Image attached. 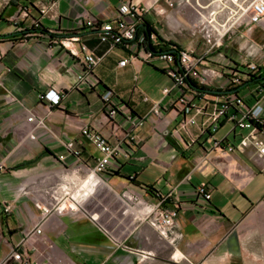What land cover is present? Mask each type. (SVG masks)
Wrapping results in <instances>:
<instances>
[{
    "label": "crops",
    "instance_id": "crops-1",
    "mask_svg": "<svg viewBox=\"0 0 264 264\" xmlns=\"http://www.w3.org/2000/svg\"><path fill=\"white\" fill-rule=\"evenodd\" d=\"M50 1L56 2L55 8L42 14L41 7ZM137 1L146 6L150 0ZM213 3L191 0L171 9L161 0L144 19L163 40L201 51L203 41L195 29ZM118 4V0H0V35L32 28L36 22L49 32L65 34L81 29L82 15L114 19ZM161 7L165 12H159ZM80 32L90 51L101 58L94 76L103 85L96 90L76 88L80 59L60 42L50 43L47 34L0 37V208H12L10 213L0 211V264H20L11 257L14 250L34 258L51 255L55 264H264V170L253 149L215 148L210 138L201 137L204 115L182 130L186 114L163 93L173 84L164 61L145 62L136 43L111 47L100 41L97 32ZM227 49L239 60L227 55ZM126 57H130L127 65L119 66ZM250 62L264 65V21L252 24L246 16L203 62L218 72L208 87L225 91L227 76L245 71ZM159 76L160 91L149 90L145 80ZM104 86L114 90L117 102L145 118L131 131L133 141L126 138L124 106L116 120L122 124L107 117L100 98ZM52 89L61 96L54 106L43 99ZM215 93L220 96L208 95L210 101L222 99V92ZM158 102L165 107L155 115L152 108ZM262 102L264 106V95ZM31 115L43 125L28 121ZM85 127L121 146L114 170L102 174L95 186L91 171L101 154L82 135ZM232 129L224 122L215 136L228 137L237 145V135L249 132ZM69 140L76 142L81 155L66 153ZM202 182L210 184V201L196 194ZM63 187L81 194L93 218L80 211L53 209ZM162 199L164 207L179 210L177 226L183 237L176 243L160 236L145 219ZM40 223L43 232L30 233ZM138 251L152 256L141 259Z\"/></svg>",
    "mask_w": 264,
    "mask_h": 264
},
{
    "label": "built area",
    "instance_id": "built-area-1",
    "mask_svg": "<svg viewBox=\"0 0 264 264\" xmlns=\"http://www.w3.org/2000/svg\"><path fill=\"white\" fill-rule=\"evenodd\" d=\"M118 1L117 15L114 19L107 22L96 17L82 15L78 19L80 28L97 29L100 41L109 43L111 47L138 44L142 50L140 58L145 62L164 61L167 64L165 70L173 82L171 87L163 90L164 96L168 98V102L172 105H180L182 112L186 114L185 119L180 124V128L185 130L195 125L197 117L204 115L206 116V124L201 129V137L210 138L215 148L226 149L229 152H233L237 148L245 150L251 147L255 160L258 162L259 167L264 170V106L262 102L264 88L262 86L257 87L256 91L260 93L259 100L247 106L244 104L242 98L235 97H222V99H218L217 101H208L202 96L199 103L196 101V95L198 94L189 85V81L193 79L200 85L208 86L211 79L218 72L215 69L204 66L203 62L206 57L221 48L231 30L240 21H243L246 16L249 17L252 24L263 22L264 0H252L248 5L240 4L242 0H214L213 9L207 16L203 17V20L195 29V35L203 41L201 51L182 47L177 51L175 47L170 46L173 49L172 51L156 53L146 49L143 45L144 43L146 44L143 36L139 38V42L136 41V37L138 27L144 20V14L161 0H150L146 6L137 0ZM165 1L171 9L182 8L186 4L191 3V0ZM48 5L41 7L40 11L42 14H46L50 8H55L56 2L50 1ZM159 12L163 13L165 9L161 7L159 8ZM151 39L155 44L156 38L153 34L151 35ZM60 43L72 56L80 59V71L77 75L78 82L91 85L89 78L94 73L95 67L101 58L92 53L88 44L77 34L62 39ZM132 57L139 58L138 55H133ZM129 59L130 57H126L121 60L119 66H126ZM246 66L248 67V72L253 74H260L264 69V65L253 62L248 63ZM229 84L238 86L241 84V78L234 74L231 79H228V86ZM43 99L48 101L51 106L58 105L61 102L60 94L53 89L49 90L43 96ZM145 100H148V98L146 97ZM163 103H156L152 108V113L160 115L165 107ZM103 106L107 117L119 125L121 121L116 122V120L122 113V107L124 106L127 109L126 113L123 114L124 122L127 124L125 133L126 138L133 141L134 137L131 135V131L140 127L144 123L145 118L138 116L135 112L128 109V106L123 102L117 103V100L113 99V93L110 90L103 94ZM28 121L37 122V126L43 125V121L37 119L34 115L29 116ZM224 122L230 123L235 133L237 130H248L249 132L247 134H236L240 139L237 145L230 143L228 137L218 139L215 136V132ZM82 135L89 138L101 154V157L91 171V185L95 186L97 185V179H102V174L110 173L114 170V161H117V156L121 152V146L90 127H85L82 130ZM65 148L67 154L81 155V150L76 147L74 140L67 141ZM61 158L65 159V154L61 155ZM62 190V196L55 197L56 202L53 205L55 211L59 213H63L66 210H70L71 212L80 211L93 218V215L83 206L80 193H76L75 190L68 189L67 187H63ZM196 194L205 201H210V184L207 182L200 183L196 188ZM129 199L135 200V197L131 196ZM163 201V199L160 200L155 207L151 208L145 219L158 231L160 236L171 243H176L183 237L177 226L179 210L177 206L172 208L164 207ZM1 210L5 213H10L12 208L10 205H4L0 208ZM101 227L116 245H120V242L114 235L102 225ZM42 232V223H40L30 233L41 234ZM138 253L141 255V259L152 256L151 252L138 251ZM11 257L20 264H55L51 255H45L43 258H34L29 253L24 254L23 252L14 250Z\"/></svg>",
    "mask_w": 264,
    "mask_h": 264
},
{
    "label": "trees",
    "instance_id": "trees-1",
    "mask_svg": "<svg viewBox=\"0 0 264 264\" xmlns=\"http://www.w3.org/2000/svg\"><path fill=\"white\" fill-rule=\"evenodd\" d=\"M85 29H88L92 32H97L99 35V31L97 29L87 28V27H82L81 29L68 31L65 34H54L52 32H49L41 24L36 22L32 28H26L20 32L8 34V35H0V37L15 39L16 37L19 36L20 38H25L33 33L40 32L42 34H47L49 36V42L54 43L57 41L61 42L62 39L69 37V36H73L75 34L79 35L82 38V32H80V30H85ZM152 34L155 35L156 40H157L155 44L152 42V39H151ZM141 36H143L144 40L146 41V44L145 43L143 44L146 47V49L154 53L172 51L173 49L170 48V46L175 47L177 51L181 49L180 46L173 44L172 42L163 40L160 36H158L155 29L151 26V24L146 19H144L142 24H140L138 27V32H137V37H136L137 42H139V38ZM244 68H245V71L235 70L234 73H232L230 76H227V79H231L234 74L238 75V77L241 78V84H239L238 86L229 84V86L224 89L225 92L223 90H217V91H223L224 93L221 95V97H224V98H232V97L242 98V100L244 101V104L248 106V105H252L253 103L259 100L260 93L256 91V89L258 86H262L264 88V69L262 70L260 74H253V73L248 72L247 66H244ZM164 71L166 72V70ZM189 85L191 86L193 91L195 90L194 92L198 94L196 95L197 100H200L202 96L203 98H205V100H208V101L210 100L208 98V95L220 96L219 94L215 93L217 91H215L213 88L200 85L196 80L191 79L189 81ZM244 90H247L248 93L245 94L243 92Z\"/></svg>",
    "mask_w": 264,
    "mask_h": 264
},
{
    "label": "rangeland",
    "instance_id": "rangeland-1",
    "mask_svg": "<svg viewBox=\"0 0 264 264\" xmlns=\"http://www.w3.org/2000/svg\"><path fill=\"white\" fill-rule=\"evenodd\" d=\"M48 3H50V2H48ZM225 52H226L227 55H229L230 57H233L235 60H239V56L237 54H235L233 52V50L227 49ZM94 74L95 73H93L92 76L89 78V81H90L91 85H89V84H81L80 82H78V80H76V88L79 89V90H86V89L96 90V89L100 88L103 85L102 80L100 78H98V77H95ZM162 80H163V77L159 76V77H157V79H151L150 78V79L145 80L144 84H145V86H147L149 88V90L152 89V90L158 92L161 89ZM108 90H110L113 93V99L115 101L118 100L117 95L115 94L114 90H112L109 87L104 86V87H102V92L100 94L102 105H103V94L106 91H108ZM121 102H123V101H118L117 103H121ZM103 108H104V106H103Z\"/></svg>",
    "mask_w": 264,
    "mask_h": 264
},
{
    "label": "bare ground",
    "instance_id": "bare-ground-1",
    "mask_svg": "<svg viewBox=\"0 0 264 264\" xmlns=\"http://www.w3.org/2000/svg\"><path fill=\"white\" fill-rule=\"evenodd\" d=\"M101 182V179H97V184H99Z\"/></svg>",
    "mask_w": 264,
    "mask_h": 264
},
{
    "label": "water",
    "instance_id": "water-1",
    "mask_svg": "<svg viewBox=\"0 0 264 264\" xmlns=\"http://www.w3.org/2000/svg\"><path fill=\"white\" fill-rule=\"evenodd\" d=\"M217 92H223V91H217Z\"/></svg>",
    "mask_w": 264,
    "mask_h": 264
}]
</instances>
